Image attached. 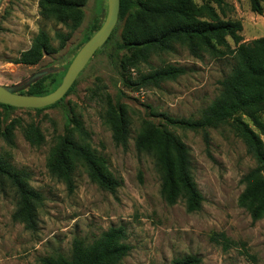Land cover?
<instances>
[{
    "label": "rangeland",
    "instance_id": "374dc122",
    "mask_svg": "<svg viewBox=\"0 0 264 264\" xmlns=\"http://www.w3.org/2000/svg\"><path fill=\"white\" fill-rule=\"evenodd\" d=\"M199 6L201 0H195ZM214 2L220 19L241 21L242 42L264 36V13L251 10L249 0ZM107 0H86L80 26L70 27L40 14L39 0H2L0 3V84L26 91L43 76L48 93L63 81L73 58L105 21ZM124 20L119 17L110 39L80 72L70 92L57 106L37 112L28 108L4 111L2 130L12 126V141L0 136V160L27 175L29 185L43 196L34 228L15 217L18 194L10 179L0 174V264H41L44 256H70L73 242L94 245L111 227L122 226L130 251L118 264H172L176 258L195 255L199 264H264V217L254 221L240 203L247 184L244 176L255 166L245 144L231 124L194 131L172 127L186 144L190 169L203 195L201 210L189 213L185 199L170 205L161 193V174L155 157L139 150L136 138L151 106L178 118L197 119L221 94L220 81L235 64L236 44L216 50L200 49L193 55L188 46L176 42L173 49L152 53L139 69L174 65L186 72L160 87L129 92L124 100L131 119L126 146L118 145L104 121L106 94L115 98L120 86L109 54L121 37ZM39 30H45L57 52L37 65L16 64ZM56 32L72 33L60 47ZM76 116L89 133L87 141L101 156L103 168L119 182L116 191L93 181L87 168L77 163L74 187L50 171L60 139L66 134L68 117ZM264 121V110L261 113ZM264 141V135H262ZM224 235L228 242L224 244Z\"/></svg>",
    "mask_w": 264,
    "mask_h": 264
},
{
    "label": "trees",
    "instance_id": "16d2710c",
    "mask_svg": "<svg viewBox=\"0 0 264 264\" xmlns=\"http://www.w3.org/2000/svg\"><path fill=\"white\" fill-rule=\"evenodd\" d=\"M201 1L202 4L198 6L195 0H120L119 17L124 20V28L116 47L109 54L110 61L119 76L120 86L115 98L110 94L104 97L107 104L104 121L112 131L114 142L126 146L131 132V119L124 102L125 99L130 98L128 93L148 87H160L163 82L175 80L186 72L185 68L174 65L143 72L139 66L149 63L154 52L172 50L176 42L186 44L193 55L199 56L200 49L211 51L216 50V46L228 47L227 38L230 37L236 44L233 52L235 64L220 81L221 94L197 119L178 118L158 112L148 105L147 107L151 109L149 116L157 120H143L141 132L136 138V146L139 150L149 152L155 157L156 166L161 174V193L166 202L174 205L183 198L186 210L194 213L201 210L203 195L191 173L187 146L171 128L206 132L211 127L231 124L245 144L247 153L255 160L254 168L243 178L247 187L240 197V203L250 211L253 220L257 221L264 217V141L262 139L264 121L261 118L264 110V36L242 42L241 21L220 19L215 8L209 4L214 2L220 7L225 4L224 0ZM249 1L254 13L259 15L264 13V0ZM85 4L86 0H39V9L43 17L64 23L73 32L81 24L82 8ZM101 26H98L97 30ZM55 36L62 47L71 38L72 33L56 32ZM91 37H88L87 41ZM57 50L49 34L45 30H39L31 46L21 52L15 63L37 65L45 55L53 54ZM48 77L47 75L39 78L26 91L19 93L48 94L44 85ZM73 87L74 84L58 102L33 110L42 112L57 106L73 91ZM0 108L4 111L17 109L1 103ZM0 136L11 142L12 126H6L2 130L0 125ZM88 139H90L89 133L81 120L76 116H69L66 134L60 139L50 171L64 180L72 191L77 163L81 162L93 181L102 188L115 192L116 187L120 185L119 182L104 170L101 156L91 147ZM0 174L10 179L18 194V209L15 217L24 221L29 228H34L37 209L43 201L42 194L29 185L26 181L28 175L24 171L16 170L1 160ZM222 237L223 243L226 244L227 238L224 235ZM125 239L124 227H111L92 246L76 239L70 256L59 253L44 256L40 262L41 264H118L130 251ZM199 263L200 258L195 255L176 258L172 262V264Z\"/></svg>",
    "mask_w": 264,
    "mask_h": 264
},
{
    "label": "water",
    "instance_id": "95a60500",
    "mask_svg": "<svg viewBox=\"0 0 264 264\" xmlns=\"http://www.w3.org/2000/svg\"><path fill=\"white\" fill-rule=\"evenodd\" d=\"M1 1L2 0H0V3ZM107 3V15L102 26L77 52L67 69L63 81L54 91L45 95L22 94L17 92L16 89L0 84V103L17 108L39 109L50 106L61 100L97 50L106 43L118 22L120 0H107Z\"/></svg>",
    "mask_w": 264,
    "mask_h": 264
}]
</instances>
